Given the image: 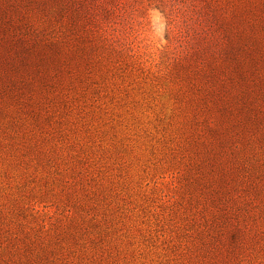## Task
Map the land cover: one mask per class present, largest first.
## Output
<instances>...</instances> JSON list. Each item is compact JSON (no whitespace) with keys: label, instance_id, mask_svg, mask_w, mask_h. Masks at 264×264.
<instances>
[{"label":"rangeland","instance_id":"rangeland-1","mask_svg":"<svg viewBox=\"0 0 264 264\" xmlns=\"http://www.w3.org/2000/svg\"><path fill=\"white\" fill-rule=\"evenodd\" d=\"M5 12L0 264H264L263 218L237 258L187 222L207 169L264 197L231 175L238 146L264 168V0H0V35Z\"/></svg>","mask_w":264,"mask_h":264},{"label":"trees","instance_id":"trees-1","mask_svg":"<svg viewBox=\"0 0 264 264\" xmlns=\"http://www.w3.org/2000/svg\"><path fill=\"white\" fill-rule=\"evenodd\" d=\"M3 16L4 27H2L3 30L0 35V40L4 39L5 42H8L11 39L18 38L19 34L12 33L11 30L15 29V27H19V24L13 22L11 17L7 16L6 12L3 13ZM7 90H9V86L0 87V93H5ZM235 149L237 160L235 161L236 163L231 166V175L237 172L242 183H245L247 180L249 184L250 179H253L254 181L251 184L255 186L254 189H257L259 192H264V183L258 181L264 177V168H261L259 165L253 166L252 168L249 167V165L247 166L245 163L247 156L244 155L243 149L239 146ZM257 154L260 155L258 152ZM227 157L228 156H226V158ZM221 158L224 159L225 156H221ZM202 168L203 167H201V169ZM208 171L209 170L207 169L199 174L200 176L197 177V180L195 181H199L200 186L208 191L210 198H205L201 194H195L192 197V201L198 202L199 205L201 204L204 211H195L196 214H193L190 220L187 218V222L190 221L189 224H191L193 220L195 222L198 215L201 217L203 216L202 219L205 220L206 226L200 232V242L201 246L205 249H208L207 247L213 245L216 241L224 242L225 235L231 233L233 243L236 245L232 256L237 258L240 254L239 251L243 250L251 241H253L252 237H250L251 232H255V235H258V232L248 226L249 221L252 220V222H254L255 218H263L262 220L264 222V197L258 196L255 199L257 202L253 201V199L247 195L236 197L227 187L221 186L219 180L221 181L222 178L220 176H217L214 171ZM227 174H229V170L227 171ZM195 187L196 186L192 184L191 188L195 189ZM242 190L243 189H241V191ZM258 206H261V208ZM254 208L260 209V211L253 213ZM16 240L18 239L15 238V241ZM15 248H18V250L23 248L29 252H34L32 244H16ZM212 250V256L203 258L201 264H224L222 261L225 255H223L219 245L215 244V247ZM201 255H205V253L203 252ZM226 259L227 256L225 257V260Z\"/></svg>","mask_w":264,"mask_h":264}]
</instances>
